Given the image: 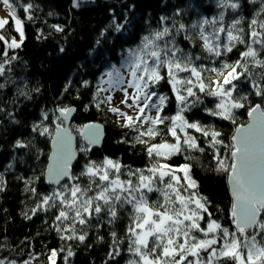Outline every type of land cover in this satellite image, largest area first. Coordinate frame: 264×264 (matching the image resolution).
<instances>
[{
	"label": "snow or ice",
	"instance_id": "snow-or-ice-1",
	"mask_svg": "<svg viewBox=\"0 0 264 264\" xmlns=\"http://www.w3.org/2000/svg\"><path fill=\"white\" fill-rule=\"evenodd\" d=\"M86 2L88 0H73V7L79 8ZM0 3L9 11L20 36L19 41L12 38L9 42L5 35L0 34V41H4L8 49L20 48L25 34L23 22L17 17L16 5L10 0H0ZM22 7L28 13L34 5L28 3ZM130 7L135 8V4ZM217 7L235 11L241 5L238 0H218ZM194 11L198 9L190 4L187 7L178 4L171 15L159 17L157 27L152 28L149 23L138 43L118 51V63L107 61L106 70L98 78L93 94V99L98 101L97 108L101 104L111 105L113 100V95L101 98V93L118 91L123 94L120 103L133 115L118 107L110 106L108 111L123 120V127L135 133L133 139L136 144H149L145 137L170 134L174 142L165 139L146 149L150 158L161 157L165 162L156 160L146 169V175L144 169H132L118 160L104 158L99 163L89 160L78 174L74 173L72 160L75 152L65 121L76 109L57 107L59 116L56 119L60 122L54 129L49 112L42 110L39 122L31 126L32 132L39 137L51 138L52 151L39 175L36 172L44 162L40 160L43 152L35 142L36 137L27 143L16 140L13 145L14 149H26L25 155H31L33 150L35 154V167L29 165L33 175L17 177L25 182L26 191L40 196V201L31 209L32 215L23 213L26 219H32L39 211L48 213L54 210L51 227L59 238L80 243L88 239L85 228L95 226L98 229L105 224L114 226L127 219L126 251L132 257L127 264H264V19L261 18L264 2L248 24L250 32L247 39L245 29L240 27L243 18H233L226 28L224 11L218 17L199 15L187 21L186 18ZM27 18L31 20L32 16ZM134 23L127 14L123 22H117L113 16L101 36L104 37L109 29L115 33L128 32ZM7 24L9 20L0 19V29ZM53 27L58 32L64 30L60 26ZM221 33H226L223 41ZM197 41L200 42V53L193 51ZM100 43V40L96 41L97 46ZM237 45H244L246 50L240 51ZM234 49L239 52V58L230 62L229 54ZM60 51L63 52L64 48L61 47ZM3 56L7 59L0 62V76H4L6 71L11 73L12 68L6 69L5 64L11 65L17 59L16 56L9 57L7 50ZM204 60L211 64L206 65ZM9 84H16L11 76L0 83V90ZM241 85H247L249 91H241ZM69 86L64 92L69 91ZM82 86L89 87L91 82L83 80ZM165 86L171 95L164 91ZM26 87L25 82L24 87L18 86L16 92L31 99ZM33 91L39 92L40 89L37 87ZM252 96L258 97L260 102L253 103ZM172 107L175 112L169 115L168 109ZM244 108H247L251 120L246 126H237L229 142H225L214 124L194 119L193 110L198 109L210 117L235 124L234 110ZM190 113L191 116L188 115ZM12 122L19 123L14 118ZM177 129L184 133L183 141ZM188 129L201 133L215 149L217 167L214 170L228 176L233 197L229 212L234 231L223 226L218 217L213 218L214 213L210 211L212 201L200 192V185L191 174V166L167 162L185 151V146L204 152L197 143L198 138L186 131ZM79 131L89 145L100 143V125L85 124ZM208 137H211L210 141ZM80 151L87 153L90 148L83 147ZM13 160L28 163L24 156ZM13 167L14 164L10 163L6 170ZM177 173H183V177ZM121 176L127 178L121 179ZM41 177L48 185L54 186L48 194L38 193L32 186L41 182ZM5 187L3 173H0V192ZM153 195L155 199H152ZM93 221H96L95 225ZM76 225L82 226L80 230ZM110 235L112 243L108 259L116 261L123 254L120 245L124 240L114 230ZM98 239L103 240V237ZM62 251L63 247L51 249L49 264H57ZM74 255L69 249L64 257L65 264L68 257ZM0 264H5V261L0 259ZM9 264H16V261ZM23 264L30 262L26 260Z\"/></svg>",
	"mask_w": 264,
	"mask_h": 264
},
{
	"label": "trees",
	"instance_id": "trees-1",
	"mask_svg": "<svg viewBox=\"0 0 264 264\" xmlns=\"http://www.w3.org/2000/svg\"><path fill=\"white\" fill-rule=\"evenodd\" d=\"M10 2L16 5L17 17L23 22L25 38L20 48L7 51L9 57L16 56L17 59L12 61L11 65L5 64V68L11 67L12 72L6 71L4 76H0V83H4L9 76L16 81V84H9L5 89L0 90V108L4 110L0 112V173H3L6 185L5 190L0 192V259H3L5 264H9L10 261L23 264L26 260L30 264H49L50 250L63 247L64 251L57 257V264H65L64 257L69 249L75 255L68 257L67 264H106V262L116 264V261L118 264H127V261L132 258L126 251L127 219L119 221L114 226L105 224L98 229L95 226L90 229L85 228L88 239L80 243L77 240L59 238L51 227L54 210L48 213L39 211L30 220L25 218L23 213L26 212L31 216V209L40 201V196H34L30 191H26L25 182L17 177H31L36 160L34 150L31 155H25L26 149H14L13 145L16 140L27 143L34 136L36 137L35 142L43 152L40 160L44 162L36 172L39 175L40 170L47 163L46 157L50 153L51 138L39 137L32 132L31 126L39 122L41 112L44 110L49 112L50 119L53 121L51 127L54 129L55 124L60 122L56 119L57 107H73L76 109L70 123L73 133L78 134L79 129L88 123L100 122L104 125V139L97 150L90 148L87 153L79 152L83 143L77 138L79 158L72 168L74 173L78 174L89 160L99 163L104 158L118 160L122 165L130 166L132 169H144L146 173V169L156 160L165 162L161 157L150 158L146 152L147 147L165 139L171 143L174 139L170 134L159 135L154 138L145 137L149 144H136L133 139L135 133L129 128L111 126L106 117V105L101 104L97 108L95 105L98 101L93 99L97 80L106 70L107 61L110 59L113 63H118L117 53L122 47L127 48L138 43L140 37L146 33L149 23L152 28L157 27L159 17L171 15L178 4L183 7L190 4L194 9H198L186 18L187 21L196 19L199 15L208 18L218 17L219 13L224 11L223 23L227 28L233 18H243L240 27L245 29L247 39V33L250 32L248 24L260 11L264 0H238L241 7L235 11L231 8H218V0H94L93 3L79 8L73 7V0H10ZM28 3L33 4L34 7L30 12L25 13L22 6ZM133 4L135 8L130 7ZM125 14L135 22L128 32L115 33L109 29L104 37L101 36V32L111 23L113 16L116 17L117 22H123ZM29 15L32 16L31 20L27 18ZM261 18L264 19V15ZM54 25L64 30L58 32ZM1 34L5 35L7 40L18 36L10 22L1 30ZM225 37L226 33H221L222 41ZM97 40L101 42L99 46L96 45ZM199 45L200 42L197 41L194 52H201ZM61 47L64 48L63 52L60 51ZM237 47L240 51L246 50L244 45H237ZM255 47L259 46L255 45ZM4 51V41H0V62L7 59L3 56ZM203 55L208 54L203 53ZM238 58L239 52L234 49L229 54L230 62ZM203 63L211 64L209 60H204ZM81 65L83 67H80ZM209 75L213 74L209 73ZM83 80H89L91 86H82ZM25 82L27 83L25 91L30 93L31 99H26L16 92L17 87L23 88ZM69 82H71L70 86ZM66 86H69L68 92H64ZM37 87L40 91H33ZM164 91L171 95L167 86ZM241 91H249L248 86L241 85ZM102 97H104L103 93H101ZM251 99L253 103L260 102L258 97L252 96ZM208 106L212 107L211 104ZM193 111L194 119L204 124H214L222 133L225 142L231 140L237 126L247 123V108L234 110L235 124L219 117H210L198 109ZM174 112V107L168 109L169 115ZM7 113L12 115L9 116ZM13 118L19 123H13ZM186 131L198 138L197 143L204 148V152L198 149H187L185 146V151L172 156L167 162L176 166L182 164L191 166V174L200 185V192L212 201L210 211L214 213L213 218L218 217L223 226L234 231L229 212L231 199L227 186L228 176L214 170L217 167L214 159L215 149L210 147L201 133L193 129ZM177 132L183 141L184 133L179 129ZM210 139L211 137L207 138L209 141ZM121 140L128 142L120 143ZM20 156H24L28 163L23 164L13 160L14 157ZM10 163L14 164V167L6 170ZM177 175L183 177V173H177ZM126 178L121 176V179ZM32 186L37 188L38 193L48 194L52 190V187L45 185L43 177L41 182L34 183ZM155 198L153 195L152 199ZM92 224L95 225L96 221ZM76 227L80 230L82 226L76 225ZM113 230L124 240V243L120 245L123 254L117 257L116 261L108 259L112 243L110 233ZM98 237H103V240H99Z\"/></svg>",
	"mask_w": 264,
	"mask_h": 264
},
{
	"label": "rangeland",
	"instance_id": "rangeland-1",
	"mask_svg": "<svg viewBox=\"0 0 264 264\" xmlns=\"http://www.w3.org/2000/svg\"><path fill=\"white\" fill-rule=\"evenodd\" d=\"M94 2V0H88V2H86V3H83L82 5H86V4H91V3H93ZM73 4V3H72ZM81 5V6H82ZM76 8V7H75ZM0 19H7V20H9V22L12 24V26H13V28H14V31L16 32V30H15V22L12 20V18H11V16H10V14H9V11L3 6V4L2 3H0ZM1 30L2 29H0V34H1ZM17 33V37H15V39L17 40V41H19L20 40V36H19V33L18 32H16ZM12 39V38H11ZM11 39H8V41L10 42L11 41ZM4 45H5V50H9L8 48H7V45L5 44V42H4ZM11 50H14V49H11ZM131 91V90H130ZM109 94H111V95H113V100H112V102H111V105H108V104H105L106 106H105V112H106V117H107V120L109 121V123L111 124V126H113V127H115V128H123V120L122 119H118V117L115 115V114H113V113H111V112H109L108 111V108L111 106V107H118V108H120L122 111H124V112H127L129 115H133V113H132V111L131 110H129L128 108H126L123 104H121L120 103V101L123 99V94L121 93V92H109V93H103V96H106V95H109ZM130 102V101H129ZM81 149V148H80ZM80 149H79V152H80ZM146 175L148 174L147 173V171H146V173H145Z\"/></svg>",
	"mask_w": 264,
	"mask_h": 264
},
{
	"label": "water",
	"instance_id": "water-1",
	"mask_svg": "<svg viewBox=\"0 0 264 264\" xmlns=\"http://www.w3.org/2000/svg\"><path fill=\"white\" fill-rule=\"evenodd\" d=\"M74 115H75V111L72 112L71 115L69 116V118L65 121V126L68 127L69 130H70V135L72 137V149L75 152V159L72 160V168H73L74 164L78 161V158H79V154H78V150H77V138H79L80 141H82V142L86 143L88 146H90L91 150L99 149L101 147L102 141L104 139V125L102 123H100V122H93V124H97V125L101 126V140H100V143L97 144V145H89L88 141L86 140V138L83 135H81L80 132L78 134L73 133L71 131V129H70V121L74 117ZM250 120H251V118L247 115V123H246V125L250 122ZM88 124H90V123H88ZM234 134H235V131H234L233 135ZM51 151H52V143H50V153H49V155L51 154ZM44 183H45L46 186L54 187L52 185H48L45 180H44ZM227 186H228L230 199H231V202H232V200H233L232 190H231V184H230L228 178H227ZM233 227L235 228L234 224H233Z\"/></svg>",
	"mask_w": 264,
	"mask_h": 264
},
{
	"label": "bare ground",
	"instance_id": "bare-ground-1",
	"mask_svg": "<svg viewBox=\"0 0 264 264\" xmlns=\"http://www.w3.org/2000/svg\"><path fill=\"white\" fill-rule=\"evenodd\" d=\"M76 112V111H75ZM58 116H59V112H58ZM75 116V115H74ZM72 120V119H71ZM70 123H71V121H70ZM234 131H235V129H234ZM234 133V132H233ZM82 142V141H81ZM51 143V142H50ZM83 144H82V147L81 148H83V147H89V148H91L90 146H88L86 143H84V142H82Z\"/></svg>",
	"mask_w": 264,
	"mask_h": 264
}]
</instances>
